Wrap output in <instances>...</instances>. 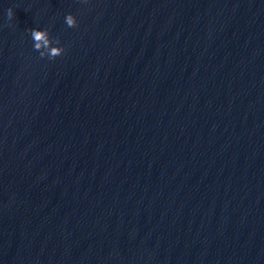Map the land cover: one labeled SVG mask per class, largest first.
Masks as SVG:
<instances>
[{"label": "water", "instance_id": "95a60500", "mask_svg": "<svg viewBox=\"0 0 264 264\" xmlns=\"http://www.w3.org/2000/svg\"><path fill=\"white\" fill-rule=\"evenodd\" d=\"M0 264H264V0H0Z\"/></svg>", "mask_w": 264, "mask_h": 264}, {"label": "clouds", "instance_id": "9594fccd", "mask_svg": "<svg viewBox=\"0 0 264 264\" xmlns=\"http://www.w3.org/2000/svg\"><path fill=\"white\" fill-rule=\"evenodd\" d=\"M6 16L9 21H12L14 16L13 8H7ZM64 23L67 27L73 28L77 24V19L69 12L64 16ZM27 31L30 33L33 49L38 52L41 58L47 57L48 60H53L64 54L65 48L59 38L51 37L47 28L33 27L27 29Z\"/></svg>", "mask_w": 264, "mask_h": 264}]
</instances>
